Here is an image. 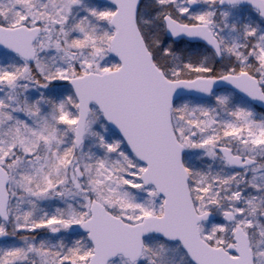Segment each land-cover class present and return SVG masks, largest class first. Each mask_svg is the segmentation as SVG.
Instances as JSON below:
<instances>
[{
	"label": "snow or ice",
	"instance_id": "1",
	"mask_svg": "<svg viewBox=\"0 0 264 264\" xmlns=\"http://www.w3.org/2000/svg\"><path fill=\"white\" fill-rule=\"evenodd\" d=\"M0 264H264V0H0Z\"/></svg>",
	"mask_w": 264,
	"mask_h": 264
}]
</instances>
